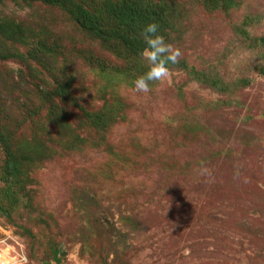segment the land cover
<instances>
[{"label": "rangeland", "instance_id": "1", "mask_svg": "<svg viewBox=\"0 0 264 264\" xmlns=\"http://www.w3.org/2000/svg\"><path fill=\"white\" fill-rule=\"evenodd\" d=\"M60 1L0 0V121L18 137L32 128L40 147L66 140L36 153L30 200L12 214L2 202L3 262L57 264L59 248V264H264V0H170L164 38L181 55L147 93L133 86L140 55L117 58ZM13 23L46 45L37 65H23ZM64 85L71 127L50 126L45 91ZM109 103L101 132L79 116ZM2 155L0 141V176Z\"/></svg>", "mask_w": 264, "mask_h": 264}, {"label": "trees", "instance_id": "2", "mask_svg": "<svg viewBox=\"0 0 264 264\" xmlns=\"http://www.w3.org/2000/svg\"><path fill=\"white\" fill-rule=\"evenodd\" d=\"M18 1V0H16ZM27 3H32L33 0H24ZM42 3H51L61 6L60 0H40ZM68 4L66 5V11L69 18L80 28V31L87 34V36L92 37L94 40L97 39L101 41L104 45L110 46L108 50L112 52L113 55H116L117 58L121 59L123 55L130 52L129 58L131 55L139 56V51L144 47L142 40L139 37L140 29L143 25L149 22H155L159 25V33L164 37L167 36L168 29L170 30L172 20L171 12L173 10L172 1L170 0H93V1H84L72 3L70 0H67ZM219 1L225 8L236 7L241 0H216ZM38 2V1H37ZM62 7V6H61ZM13 29L18 39L25 41V46L28 47V53H23L21 55L22 62L24 66L28 68L30 66L37 65L39 63L37 60L40 58L36 57L37 51L41 49L47 50L46 45H42L40 49L38 43L35 41L28 40L31 36L35 37L32 31H29L27 28L21 24H14ZM25 30V31H24ZM8 33V32H5ZM5 40L7 39L4 36ZM4 41V40H2ZM5 42V41H4ZM60 48V45L57 43H52L51 48L54 47ZM4 48L3 43H0V49ZM56 48V49H57ZM85 55V60H89V64L94 67L102 68L103 61L95 58V53L86 49L81 53ZM132 56V57H133ZM45 69H48L44 62ZM37 67V66H35ZM93 67V68H94ZM36 69H39L38 67ZM40 70V69H39ZM49 72H52L49 71ZM48 72V73H49ZM42 73L40 71L34 73V77H39ZM42 79V78H41ZM208 81L207 79H204ZM215 88L221 89L220 86L212 84ZM37 88L41 87L37 85ZM68 86H59L57 90L45 91L44 103L48 105V112L46 120L50 126L57 125L59 118L62 119V124L69 126V119L67 114L70 116V112L66 110V106L62 103L65 99V96L68 98ZM40 90V89H39ZM59 96V97H57ZM46 101V102H45ZM112 104L109 103V106L106 108L105 105H102L99 108V113L95 116L89 115L87 118L79 113L81 119L91 120L93 128L101 132L104 129H107L108 125L114 123L113 119L109 116L110 112L113 110L111 107ZM83 108V107H82ZM67 113H66V112ZM84 111L81 109L80 112ZM36 115L35 112L32 113ZM29 113V115H32ZM88 116V114L86 115ZM71 117V116H70ZM74 119H77L73 117ZM94 118V119H93ZM2 120V117H0ZM30 126L33 125L31 121ZM90 123V122H89ZM5 124L0 121V141L3 150V165H2V175L0 176V208H4V204L9 205V210L12 212L14 208L18 206L24 199L30 200L29 191L26 192V187L29 182L32 181L31 176V166L36 164L39 156H36V153L43 152L47 153L49 147L62 146V142L66 143L61 136L54 137L53 143L50 145H43L40 147L37 136L32 141V128L31 131L24 134L22 131L14 134V130H11ZM25 137V138H24ZM78 144H87L89 143L88 138L78 137L76 138ZM87 141V143H85ZM42 155V154H41ZM13 209V210H12ZM27 234H30L29 230H26ZM59 248H53L52 258L59 264Z\"/></svg>", "mask_w": 264, "mask_h": 264}, {"label": "clouds", "instance_id": "3", "mask_svg": "<svg viewBox=\"0 0 264 264\" xmlns=\"http://www.w3.org/2000/svg\"><path fill=\"white\" fill-rule=\"evenodd\" d=\"M139 37L144 44L139 55L145 61L147 70L133 80V86L137 92L147 93L150 82L161 81L168 76L169 66L178 62L181 53L165 41L155 22L143 25Z\"/></svg>", "mask_w": 264, "mask_h": 264}, {"label": "built area", "instance_id": "4", "mask_svg": "<svg viewBox=\"0 0 264 264\" xmlns=\"http://www.w3.org/2000/svg\"><path fill=\"white\" fill-rule=\"evenodd\" d=\"M0 264H5V262H3L2 258H0Z\"/></svg>", "mask_w": 264, "mask_h": 264}]
</instances>
